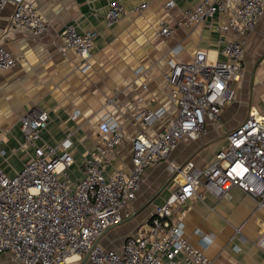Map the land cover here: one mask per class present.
I'll list each match as a JSON object with an SVG mask.
<instances>
[{
  "label": "built area",
  "instance_id": "obj_1",
  "mask_svg": "<svg viewBox=\"0 0 264 264\" xmlns=\"http://www.w3.org/2000/svg\"><path fill=\"white\" fill-rule=\"evenodd\" d=\"M34 2L0 0V17L9 3L13 9L8 27L41 35L49 25ZM166 4L173 5V1ZM146 6L142 2L133 11L140 13ZM124 13L120 1H110L106 25ZM216 13L226 14L225 21L217 25L218 31H231L235 37H220L222 58L210 59L206 50L199 49L188 61H168L163 76L175 113L160 132L150 135L142 129L133 135L128 171L120 167L107 173L118 156L123 135L120 121L111 112L100 115L96 127L99 140L92 150L83 152L76 175L71 171L75 159L70 134L54 145L39 142L48 113L30 110L21 116L24 145L31 146L32 153L12 176L0 164V261L70 264L86 255L88 264H213L205 251L184 235L182 205L188 199H202L206 191L221 197L236 185L264 210V110L251 109L227 132L226 145L207 166L169 163L177 187L150 211L137 232L124 237L119 248L100 242L109 229L134 215L131 202L146 167L167 160L181 138L203 135L206 123L218 121L222 108L234 97L232 82L240 77L247 40L264 15V0H200L184 12L187 21L194 23ZM173 30L164 23L157 34L167 36ZM96 35V30L80 33L75 23H67L58 50L74 51L82 59L80 69L85 71L90 67ZM17 63L18 57L0 41V70ZM138 101L131 114L134 120L151 125L164 117L166 108L147 106L141 97ZM204 243L206 247L208 242ZM258 243L264 249V234Z\"/></svg>",
  "mask_w": 264,
  "mask_h": 264
},
{
  "label": "crops",
  "instance_id": "obj_2",
  "mask_svg": "<svg viewBox=\"0 0 264 264\" xmlns=\"http://www.w3.org/2000/svg\"><path fill=\"white\" fill-rule=\"evenodd\" d=\"M112 0H35L48 29L35 35L24 28L10 29L13 9L7 4L0 17V41L16 57L12 68L0 70V164L12 176L21 170L32 153L24 145L21 116L30 110H44L48 122L40 130L39 142L51 145L70 134L71 150L78 164L83 152L92 150L99 140L97 122L105 111L111 112L123 131L118 156L107 167L125 171L131 166V138L144 129L160 132L175 107L168 97L164 79L168 61L190 60L204 49L210 59L222 58L220 37L232 39L234 33L221 34L217 25L226 19L216 13L201 23L187 21L184 12L200 0H118L126 13L112 25H106L108 3ZM147 6L140 13L133 7ZM75 23L78 32L96 30L90 67L80 69L82 59L72 50L61 52V32L65 24ZM167 23L174 30L167 36L157 34ZM142 84L146 85L142 89ZM234 97L222 108L218 121L206 123V132L198 138H181L167 160L146 167L131 209L137 219L122 223L119 248L127 234L137 232L150 211L177 187L169 163L207 166L214 154L226 145V134L246 117L249 110H264V15L250 34L242 59L240 77L232 82ZM152 108L164 107L166 113L151 125L134 120L131 114L139 101ZM73 175L77 165H72ZM184 235L203 249L213 264H264V249L258 243L264 234V210L238 186H231L221 197L206 191L204 197L188 199L183 205ZM148 216L142 219L144 212ZM118 239V236H116ZM119 238V239H120ZM205 241L208 242L204 247Z\"/></svg>",
  "mask_w": 264,
  "mask_h": 264
},
{
  "label": "rangeland",
  "instance_id": "obj_3",
  "mask_svg": "<svg viewBox=\"0 0 264 264\" xmlns=\"http://www.w3.org/2000/svg\"><path fill=\"white\" fill-rule=\"evenodd\" d=\"M73 165H77V164L74 163ZM71 167H72V166H71ZM148 213H149V211L144 212L143 215H142V219L146 218V217L148 216ZM130 219H137V216H136V217H133V218H130ZM127 221H128V220H127ZM121 224H122V223H121ZM121 224H119V225H117V226H114L113 228L109 229V230L105 233V235H103V237H108V239L110 240V245H111V246H117L118 244H120V240H121V238L119 237L118 234L120 233V231H119V227H120ZM110 231H116V233H117V231H119V233L116 234V236H118V239H117L116 236H112V237H110L109 234H113V232L110 233ZM113 235H114V234H113ZM103 237H102V238H103ZM102 238H101L100 242L103 244V240H102ZM119 238H120V239H119ZM0 258L2 259L3 257L1 256ZM0 264H4V262L1 260V261H0ZM86 264H88V263L86 262Z\"/></svg>",
  "mask_w": 264,
  "mask_h": 264
},
{
  "label": "water",
  "instance_id": "obj_4",
  "mask_svg": "<svg viewBox=\"0 0 264 264\" xmlns=\"http://www.w3.org/2000/svg\"><path fill=\"white\" fill-rule=\"evenodd\" d=\"M86 261H87V256L85 255L79 261L72 262L70 264H86Z\"/></svg>",
  "mask_w": 264,
  "mask_h": 264
}]
</instances>
